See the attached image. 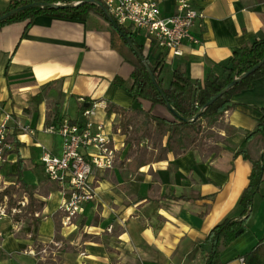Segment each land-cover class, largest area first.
I'll use <instances>...</instances> for the list:
<instances>
[{"label": "crops", "instance_id": "0c3cea01", "mask_svg": "<svg viewBox=\"0 0 264 264\" xmlns=\"http://www.w3.org/2000/svg\"><path fill=\"white\" fill-rule=\"evenodd\" d=\"M11 1L30 0H0V14ZM154 1L162 16L177 13L176 0ZM192 5L203 17L190 29L196 43L184 42L180 56L158 50L142 34H134L149 64L162 58V89L176 67L190 80L203 83L208 75L220 73L235 49L264 40V0H192ZM131 73L101 20L37 16L29 25L16 22L0 28V105L33 131L31 135L15 131L17 153L0 172L10 184L4 193L9 208L20 211L0 218V264H203L209 251L203 243L206 235L223 220L239 217L238 201L252 164L236 153L245 135L256 129L258 110L264 108V78L234 95V109L188 143L185 153L176 155L163 151L165 135L157 142L145 138L125 146L118 130L124 115L106 114V104L123 109L134 105L127 91ZM116 79L123 87L114 84ZM48 84L43 100L34 102ZM93 103L98 107L90 119L104 126L118 154L111 169L93 171L95 201L64 225L58 186L35 161V151L41 154L45 135L51 137L45 149L60 153L61 138L43 132L54 111L60 120L84 121L81 108ZM139 105L154 116L172 118L164 107L145 101ZM248 154L252 160L261 157L259 139L252 140ZM22 183L31 192V204ZM4 194L2 204L7 202ZM13 196L18 201L25 197V206L14 205ZM262 197L257 209L254 198L246 231L221 248V264H239V256L264 233Z\"/></svg>", "mask_w": 264, "mask_h": 264}, {"label": "trees", "instance_id": "16d2710c", "mask_svg": "<svg viewBox=\"0 0 264 264\" xmlns=\"http://www.w3.org/2000/svg\"><path fill=\"white\" fill-rule=\"evenodd\" d=\"M75 0H30V1H11L9 2L5 14L9 11L17 10L28 4L47 3L49 5L60 6L70 5ZM89 1L99 0H81L75 7L51 8V7H33L23 11L16 12L8 19L0 22V28L16 23L25 22L29 25L37 16H49L53 18H62L86 22L92 19L103 21L112 34V46L132 67L130 75V85L127 91L134 99V105L128 109H123L114 104H106V114L111 113L124 115L118 124V130L125 137V146L132 143H139L147 139L149 131L153 129L154 133L166 136L164 152H172L176 155H182L187 150V144L194 142L196 137L206 128H210L223 115L234 109L232 97L241 92L250 90L256 80L264 78V62L252 74L241 78L246 72L251 70L264 59V40H258L252 44L237 48L233 51L231 57L221 66L218 75H208L203 83L192 81L187 78L181 67H176L171 75L169 84L166 89H162L159 76L162 71L163 62L160 57L153 65L148 63L147 56L143 55V48L134 40V33L115 21L116 27L106 18L100 7ZM101 4V3H100ZM0 14V16L2 15ZM124 34L136 47V49L145 57L147 66L140 61L138 56L128 46L122 37ZM156 80L158 87L162 90L163 96L159 93L157 87L153 84L151 76ZM241 78L236 84L231 86L222 96L216 99L210 106L206 104L212 100L219 92L228 86L233 80ZM114 84L123 87V82L116 79ZM51 86L48 84L43 87L42 91L33 97V101L40 103L45 95V91ZM145 101L153 106L166 108L172 118L170 120L154 116L151 110H143L139 102ZM167 104L169 107H167ZM205 107L202 111L201 109ZM84 108H81V112ZM261 114L257 121L256 129L247 133L243 138L236 155H241L245 160L252 164V170L246 188L242 191L238 209L240 211L237 219H225L206 235L203 243L209 247V251L204 257L203 264H221L220 250L229 246L238 237H240L247 228V221L253 208L254 198L259 194L260 186L264 181V108L258 110ZM198 118L191 121L197 113ZM128 115L129 117H125ZM53 121L50 125H59L63 120L59 119L58 112L52 113ZM184 120H187L185 122ZM70 124L82 123V121H68ZM48 125V126H50ZM116 130V127L115 129ZM138 136L135 140L130 139L132 132ZM257 138L262 143V155L258 160H252L248 154V147L252 140ZM18 143L14 144V153H17ZM19 171L18 181L21 176V160L18 158ZM22 189L29 194L30 204L32 195L26 186L22 183ZM264 200V197H262ZM243 230L238 235L237 232ZM244 260V264H264V237L258 240L257 244L248 252L239 256Z\"/></svg>", "mask_w": 264, "mask_h": 264}, {"label": "built area", "instance_id": "2783aa9c", "mask_svg": "<svg viewBox=\"0 0 264 264\" xmlns=\"http://www.w3.org/2000/svg\"><path fill=\"white\" fill-rule=\"evenodd\" d=\"M107 15L117 24L129 28L134 34H142L154 48L180 56L184 42L196 43L190 33L194 22L203 17L192 5V0H176L177 13L162 16L154 0H99ZM81 3L75 0L72 5ZM98 104H91L81 113L82 123L70 124L62 121L59 125L46 126L43 132L61 138L59 155H53L41 148V162L47 179L58 186L60 202L58 211L64 225L84 212L85 205L97 197L93 171L111 169L116 161L118 149L102 124H95L91 117ZM31 135L29 126L20 124L14 115L0 105V172L14 153L15 131ZM10 187L0 176V194ZM7 201V195H3ZM15 199V196H13ZM26 198L16 200L14 205L24 207ZM13 216L20 213L15 207L9 208L8 201L0 203V218L7 212ZM239 264L244 260L238 258Z\"/></svg>", "mask_w": 264, "mask_h": 264}, {"label": "water", "instance_id": "95a60500", "mask_svg": "<svg viewBox=\"0 0 264 264\" xmlns=\"http://www.w3.org/2000/svg\"><path fill=\"white\" fill-rule=\"evenodd\" d=\"M89 3H92V4H95V5H97L98 7H100V9L102 10V12L104 13V15L106 16V18H108L109 19V21H110V23L111 24H113L115 27H116V25H115V23H114V21L107 15V13H106V11H105V9H104V7L99 3V2H97V1H89ZM78 5V4H77ZM77 5H72V4H70V5H64V6H60L59 4H57V5H49V4H47V3H38V4H28V5H25V6H23V7H21V8H19V9H17V10H14V11H9V12H7V13H5V14H2L1 16H0V22H2V21H4V20H6V19H8L9 17H11L12 15H14L16 12H19V11H23V10H26V9H29V8H33V7H51V8H54V9H57V8H64V7H75V6H77ZM117 28V27H116ZM121 35H122V37L124 38V40L127 42V44H128V46L133 50V52L138 56V58L140 59V61L146 66V68H147V70L149 71V68H148V66H147V63H146V59H145V57L136 49V47H135V45L124 35V34H122L121 33ZM264 62V59L259 63V64H257L255 67H253L251 70H249L248 72H246L241 78H244V77H247V76H249L250 74H252L257 68H259L260 67V65L262 64ZM150 72V71H149ZM150 76H151V80H152V82H153V84L157 87V89H158V91H159V93L163 96V92H162V90L158 87V84H157V82H156V80L154 79V77L152 76V74L150 73ZM241 78H238V79H235V80H233L228 86H226L221 92H219L212 100H210L207 104H206V106L205 107H207V106H210L216 99H218L220 96H222L231 86H233L234 84H236ZM86 107V106H85ZM167 107H169L168 106V104H167ZM205 107H203L202 109H201V111L205 108ZM199 114H200V112L199 113H197L196 115H195V117L191 120V121H195L197 118H198V116H199ZM185 122H187V120H184ZM243 232V230H239L238 232H237V234L238 235H240L241 233Z\"/></svg>", "mask_w": 264, "mask_h": 264}, {"label": "rangeland", "instance_id": "374dc122", "mask_svg": "<svg viewBox=\"0 0 264 264\" xmlns=\"http://www.w3.org/2000/svg\"><path fill=\"white\" fill-rule=\"evenodd\" d=\"M136 136H138L137 135V133L134 131V132H132L131 133V135H130V139L131 140H135V137ZM50 139H51V137H47V136H45V135H42V142H43V145L42 146H40V148L42 147V148H49L50 147ZM162 139V137H161V135L160 134H158V133H156V134H154V131H153V129H151L150 131H149V136H148V141H155V142H157V141H159V140H161ZM138 154H137V156L138 157H140L139 155H140V151L139 150H137L136 151ZM35 153H36V155L34 156V159H35V161L36 162H39L40 161V163L42 164V162H41V154H39L38 153V150H36L35 151ZM37 153H38V155H37ZM40 153H41V151H40ZM144 155V154H143ZM40 157V158H39ZM38 158H39V160H38ZM39 172H41V169L39 168L38 169V174H39ZM264 195V185H261L260 186V190H259V194L255 197V209H257V205H258V203L260 202V199H261V197ZM260 239L262 238V237H264V233L263 234H261L260 236Z\"/></svg>", "mask_w": 264, "mask_h": 264}]
</instances>
